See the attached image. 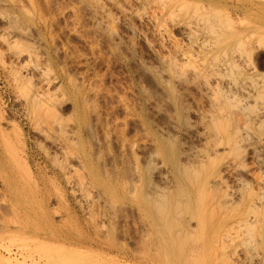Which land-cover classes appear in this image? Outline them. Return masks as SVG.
Listing matches in <instances>:
<instances>
[{
    "label": "rangeland",
    "instance_id": "obj_1",
    "mask_svg": "<svg viewBox=\"0 0 264 264\" xmlns=\"http://www.w3.org/2000/svg\"><path fill=\"white\" fill-rule=\"evenodd\" d=\"M242 2L246 10L250 8L249 19L264 28V0ZM183 6L176 0H0L1 254L12 253L11 256L21 261L20 264H264V251L257 235L250 237H254L253 239L248 237L249 240H254L250 241L252 245H249L245 237L247 235H244L249 245L247 248L250 247L251 250L245 251V242L241 243V239L235 240L237 245L234 249L237 251L233 254L230 243L225 242L222 249L218 245L217 260L208 263L199 261L194 255L198 243L186 239L184 241L187 244L183 243V252L186 256L189 253L190 255L188 258L183 256L182 260L177 259L175 239L179 228L178 222H175L176 215L172 216L176 214V209H173L170 217L168 216L167 227H170V230L163 228L160 231L158 226L151 223L153 217L145 207L140 206L138 200L142 186L146 185L147 188L152 182L159 183L155 175L158 173L151 172V161H154L155 156L153 154L150 158L146 157L153 150L149 144L152 142L148 139L159 135L164 141L174 142L177 148L181 152L185 150V153L194 146L192 152L198 150L201 145L200 148L204 149L205 143L206 147L208 146V142L202 139L203 135L200 133L203 119L200 118L201 122L198 120L203 109H207L203 95L204 85L201 86L205 79L192 70L195 65L196 68L208 69L207 72L212 69L223 76L219 79L212 75L206 78L213 85L217 80L221 81L219 84L223 82L222 91H226L224 94L230 95L229 99L233 98L232 103L236 99L239 103L236 102L238 106L235 108L245 105L250 107H246L244 113L236 109V113L239 112L237 115L240 116L236 118V110L231 114L229 112L233 108L227 106L228 114L235 116L234 121L244 119V122H247L251 114L258 113V117L251 115L254 121L248 122V125L239 120L236 122H241L242 126L235 122V125L230 124V129L234 126L240 128L239 135L244 136V141L243 137H240V147L243 145L240 152L242 151L243 157H238L243 159L241 164L244 167L232 169L231 159L224 160L225 167L224 164L221 167L226 169L221 170V175L228 183L227 191L235 188L239 191V188L247 183V187H251L254 192L264 188V140L261 139L262 135H257L262 131L258 121L264 118V98L262 95L260 100V96L255 98L254 94L257 87L264 88V44H260L261 47H257L252 53L248 52V45L244 42V46L242 44L227 53L208 54L207 45L211 42L212 34L200 26L204 27V23L209 21L211 16L210 20H220L222 16L215 15L218 17L215 18L214 15H208L202 22L201 10L193 5ZM262 30L260 32H264V29ZM186 32H192L189 34L191 37L187 36ZM181 52L187 55H182ZM189 54L192 58H189ZM193 59L195 64L191 62ZM170 64L176 65L175 72L172 68L174 65L171 67ZM34 66L47 72L52 80L51 85H58L63 80L62 87L67 94L64 102H56V115L42 112L38 122H32L23 112V84L25 85L27 78L30 80L28 84L38 82V74L32 70ZM15 73H20L25 81L17 79L19 74L15 78ZM163 78L174 84L176 94H180L179 98L183 97L185 100V108L190 102L186 121L184 118L177 120L174 114L169 117L172 112L169 111L170 106L165 94L168 83L165 79L164 83ZM198 84L202 88L199 87L201 91ZM73 92L80 93L77 107H73L71 101ZM180 99L182 101V98ZM195 103L198 106L194 105ZM233 104L235 106V102ZM140 106L143 107L147 130L142 125L144 130L141 129L137 120L140 118L137 112ZM200 106L203 109H200ZM198 108L200 113L196 110ZM241 113H246V117L240 115ZM78 116L84 118V139L91 146L93 160L100 175L98 187L107 194L104 197L98 195L95 187H83L85 190L81 193H72L70 184L65 182L72 179V174H75V185L83 178H80L82 176L79 171L76 173L70 170L72 166L69 163L67 166L60 150L54 147L53 140L57 136L63 139L66 134L64 132L69 131L73 119ZM169 118L178 123L173 124ZM187 121L191 125H186ZM263 124L261 122L262 126ZM145 130L148 132L145 133ZM195 133H198L197 136ZM254 136L258 137L259 141ZM142 146L148 150L141 148ZM195 148L196 150H193ZM254 149L259 152L256 153ZM198 151L192 154L196 156ZM184 152L180 155L184 156ZM186 154L192 156L190 152ZM194 156L189 158L194 160ZM256 156L260 157V160L256 159ZM72 162L74 160H70V164ZM227 162H230L227 165L230 168L226 167ZM144 165L146 166L143 168ZM62 168L66 173L70 171L67 174H72L62 175ZM118 168L121 175H118ZM134 168L136 178L132 173ZM159 169L162 172L167 168L159 166ZM238 175L241 176L240 179L244 178L243 184V180L238 181ZM257 177H262L258 180L259 183ZM75 178L78 179L77 182ZM167 182L168 180L159 184L164 186L163 193L167 195L170 204L174 205L176 198H179L176 195V181ZM100 183L103 187H100ZM238 191L229 192L238 194ZM236 194L232 197L236 198ZM262 199L264 200V196ZM37 243H47L46 246L51 247L68 246L69 249L81 251L82 255L88 254L76 255L74 260H67L65 256L63 258L56 253L46 252L40 244L41 249L37 248ZM252 248L260 254H254ZM242 251H250L248 256L251 255V262L245 260L247 253ZM222 252H226L229 259ZM256 255L262 261H255Z\"/></svg>",
    "mask_w": 264,
    "mask_h": 264
},
{
    "label": "bare ground",
    "instance_id": "obj_2",
    "mask_svg": "<svg viewBox=\"0 0 264 264\" xmlns=\"http://www.w3.org/2000/svg\"><path fill=\"white\" fill-rule=\"evenodd\" d=\"M176 1L180 2L184 6L193 5V6L197 7L199 10H201L202 11L201 16L203 17L201 19L202 22L208 18V17H206L208 15H214V16L216 15L218 17H219V15H221L222 18H224L223 20H222V18L219 20V18L215 16V18H218V19L210 20V18L212 19V16H211L210 18H208L209 21L206 22L207 27H205L206 23H204V27L202 24H201L202 26H200L201 28H203V30L205 29L206 31H209L210 34H212L211 42H209L210 44L207 45V47H209V49L207 51L208 54H209V52L227 53V52L231 51L232 49H234L235 47L239 48V46H241L242 44L244 46V42L248 45V48H249V49H247L248 52H251V51L254 52V50L257 49V47H261L260 44L261 45L264 44V42H263L264 41V32H260V31H263L262 29H264V28L257 26L254 21L249 19L248 16L250 15V13L248 11L250 8H248L246 10V6H244L243 5L244 2H242L243 0H176ZM235 11H237V12L235 13ZM199 16H200V14H199ZM187 18H190V17H187ZM191 29H192V27H191ZM191 29H190V31H191ZM199 30H200V28H199ZM186 33H188V32H186ZM191 33L189 32L187 36H190ZM204 33H206V32H204ZM205 43H207V42H205ZM188 51H190V50H188ZM184 52H186V51H184ZM181 53H182V55H185V54H183V52H181ZM190 56L191 55L189 54V58H192L193 54L191 57ZM195 57H193V58H195ZM192 61L195 64L194 59L191 60V62ZM193 63H192V65H193ZM173 65L174 64H172L171 67ZM186 65H187V63H186ZM196 66L197 65H195L193 67L195 70L194 69H192V70L195 72L196 75L204 77V79H205L204 84H201V86L204 85L203 86V88H204V90H203L204 94L203 95L205 97V102H206L205 106L207 105L206 110L200 106L201 107L200 109H203V112H202V116H199L198 120H200V122H201V120L203 119V121L201 122L203 124H201L202 127L200 126L202 128V130H200L201 132L199 130H198V132H200L203 135L202 139H204L205 141L208 142V146L206 147L207 143H205V144L203 143L205 145L204 149L200 148V147H202V145L198 148L196 147L198 150L203 149L202 151H198V150H196V148L193 149V150L198 151L196 153V156L193 155L194 152H196V151H194V152L191 151L192 148H194L195 146L192 148H189V150L186 149L187 150L186 153H189V152L191 154L193 153L192 156H190V154H186L184 152L185 150L183 151V149H182V151L185 153L184 154L185 157H184V156H182L183 152H181L177 148V146L175 145L174 142H169V140L164 141V139H161L163 137L160 138L159 135L158 136L155 135V137H152V138L149 137L150 139H148V140H150L153 143V144L149 143L152 145L153 150L151 152H149V155H148L149 157L148 156H146V157L150 158L151 155L154 154L153 155V156H155L154 161H153V162H155L154 164L158 163L160 167H163V169L165 166L167 168L166 170L161 172L160 170L162 168L159 169L158 164H157V166L154 165L153 162L151 161V159H149L151 161V166H153L151 168L153 171H151V172L158 173L155 175H157V179H158L159 183L162 181L166 183L167 180H168V182L171 183L172 180H175L176 181L175 182L176 183V195L179 196V198L178 199L176 198V200H175L176 203L174 202L176 205L175 204L171 205L169 202V199L166 198L167 195L164 194L165 192L163 193L164 186L160 185L159 183L153 184L152 181H151L152 183L147 181L148 184L150 183L149 186L147 185V188L150 189V187H151V189L148 190L146 188V185L142 186V188L140 190V194L138 195V197H139L138 200L140 202V206L145 207V209L149 213V215H151L153 217V218L150 217L153 220V221L151 220L152 221L151 223L158 226V229L160 231H162L163 228H168L170 230V227H167L168 226V218L170 217L169 216L170 213L171 212L173 213V209H176V211H174V213L176 212V214L173 215L171 213L172 216L176 215L175 216L176 217L175 222H178L177 226L179 228V230L176 231L177 233H176V239H175L176 240V242H175L176 243V258L180 260L183 256L184 257L186 256V255H184V252H183V248H184L183 245H185L183 243H186L184 240L189 239V240H192L191 242L195 241L196 243H198V247L196 246V254H194V255L197 258H199V261L201 260V261H205L206 263H208V261H216L217 260V257H216L217 251H218L217 247L219 245L220 249L224 248L225 242H228L227 244L230 243V245L233 247L232 248L233 251L231 254L235 253L237 251V249L236 250L234 249V247H236V245H237V244H235L236 239H238V240L241 239V243L245 242V244L243 243V245L246 246V248H245V251H246V249L251 250V249H249L250 247L247 248V246H249L250 244L252 245L251 242L254 241V240H249V238L251 236L257 235L258 236L257 239L260 242L259 244L261 245V248L264 251V200L262 199L264 196V194H263L264 188L263 189L261 188V186L263 187V185H261L262 184L261 183L260 184L261 186L259 185L261 188L260 191H258L259 190L258 189L257 192H256V190L254 192L251 187H247L248 183L246 186L240 185L241 188H239V191H238V189L235 190L236 188L229 190V191H233V192L238 191V194H236L237 192L233 193V194L237 195V196L234 195V197H236V198H233L232 197L233 194L231 192L227 191V188H229L228 183H227L225 177H223V175H221V172H222L221 170L223 169L221 167V165L224 164L223 163L224 160L227 158L231 159V162L233 163V165H231L232 169H235V168L236 169L237 168L242 169V167H244V165L241 164L243 159H239V158L243 157L242 151L240 152V150H243V149H241L243 145L241 147H240V145L242 144V141H241L242 137H243V141H244V136L241 137V134L239 135V131H240L239 129L240 128L238 129L234 126L235 128L231 127L233 129H230V124L235 125V123H237L236 121H238V120L241 121V120L238 119V120L234 121L235 116L233 115L234 116L233 117V116H231V114L232 113L234 114V110H236V109H239V112H243V110L247 109L248 107H247V105H245V107L242 106L239 108L238 107L235 108L236 106H238L239 103L237 102V99H236V101H233V103L235 102V106H234V104L231 102V100L233 98L230 97V99H229L230 95L228 96V94L227 95L224 94L226 91L223 92L224 91V88L222 87L223 82H222V84H219L221 81L219 82V80H217L215 78L219 82V83L217 82L220 85V87H219L216 82H215L216 84L214 83L215 85H213L207 80V78L210 75L215 76L219 79L222 76L219 72L217 73V71H213L212 69H211L212 71L209 69V72H207L208 69L204 68V70H203V68L202 69L196 68ZM172 68L174 70V68H176V65H174V67H172ZM172 68H171V71H172ZM32 70L38 74L37 75L38 76V79H37L38 82L36 81L37 83H35V84H32L33 82L28 84L27 82H29L30 80L27 78L25 85L23 84V86L25 88L24 89L25 90L24 91L25 92V100H24L25 103H24V107H23V112L29 117V119L32 122L33 121L36 122L37 120L39 121V117H40L42 112H46V114L52 113L53 115H56L55 114L57 112L56 102H58V101H59V103L64 102V99H65L67 94H66L65 89L62 87L63 80H61L60 84H58V85H51L52 80L48 76L47 72L44 69L34 66L32 68ZM175 71L176 70H174L173 72H175ZM194 72H193V74H194ZM207 73H209V74H207ZM18 74H19V78H17V79H21V80L25 81L24 80L25 78L22 75H20V73H15L16 76L14 75V77L15 78L18 77L17 76ZM159 76H161V75H159ZM170 77H171V75L168 78H170ZM164 79L167 80V78H163V82L166 83ZM171 82H172V80H171ZM167 83H168L167 84L168 90L167 89L165 90L166 91L165 94L167 97L168 104L170 106L169 111L172 112V114L169 113L170 114L169 117L171 115L173 117V114H174L175 115L174 117H176V119L179 121L182 118L185 119V117L189 115L187 108L189 106H191V105H189L190 102L187 103L188 106H187V108H185L186 107L185 106L186 103H184L185 100H183V97H180V98H182V101H180L181 99L179 98V96H181V95L176 94L175 91L177 89L173 88L174 84L172 85L168 80H167ZM202 83H203V81H202ZM157 84H159V83H157ZM35 85H37V86L35 87ZM262 85H263V83H262ZM23 86L21 85L22 88H23ZM259 86H261V85L259 84ZM199 87H200V85L198 84V88ZM201 89H200V91H201ZM259 89H258V87H257L258 91L255 89V93H254V94H256L255 98H256V96L257 97L260 96L258 98H260V100H262L261 99L262 95L264 98V90H263L264 88L263 89L259 88ZM75 90L78 91L77 88ZM256 91H257V93H256ZM78 92L72 93L73 96L71 98V101H72L73 107H77L79 104L78 97L80 96V93H78ZM180 93H181V91H180ZM182 102L184 103V105ZM194 105H196V103ZM252 105H250V106L252 107ZM126 106H128V105H126ZM196 106H198V105H196ZM202 106L204 107V104ZM227 106H229L230 108L231 107L233 108L229 112V113H231L233 111L230 115L227 112L228 110H226V109H229V107L226 108ZM239 106H241V104ZM248 106H249V104H248ZM192 107H194V106H192ZM248 109H250V107ZM196 110H197V112H199L198 111L199 108ZM237 111L238 110H236L235 113ZM137 112H138V115L140 116V118L139 119L137 118V120L140 122L139 124H140L141 129H143V127H144V129L146 128V130H147V127H148V125L146 124L147 121L145 122V120L143 119V116H144L143 107L140 106L139 111H137ZM238 113L235 114L237 116L236 118H238V117L240 118V116L237 115ZM248 113L250 114V112H248ZM245 114L242 115V113H241L240 115H242L245 118L246 117ZM257 114L256 115L251 114V115L257 116ZM134 115L138 116L136 114H134ZM251 115H250V118H248L247 122L246 121L244 122V119H242V121H243V123H245V125H248L249 124L248 122H250V121H251V123H252V121H254V119L251 118L252 117ZM201 117H202V119H200ZM232 118H233V120H232ZM172 119H175V118H172ZM263 119H260V121H258L260 125H258V122H257V125L262 129V131H260L259 134H257V135L258 136L262 135V138H261L262 140H264V131H263V128H264L263 122L264 121H263ZM186 120L187 119H185L184 121H186ZM245 120H247V118ZM73 121L74 122L72 123L71 128L69 127L70 128L69 131L64 132V134L65 133L66 134H65V136H63L64 137L63 139H60L59 138L60 136L58 137L56 134V136H57V138H59V140H56L57 138L55 140H53V139L52 140L54 142V147L58 148L60 150V152L62 153V159H64V161H66L65 163L66 164L69 163V165L72 166V167L70 166L71 167L70 170L75 171L76 173L79 171L81 176H82L80 178L84 179V180L82 179V181L84 183H82L81 179H79L80 180L79 181L77 178H75L76 182H77V180L79 182V183L75 182L77 184V185H75L74 184V177H73V175H75V174H72V173L71 174H72L73 180L70 177H68L71 180L68 179L69 181H65V182H68L70 184L69 189L72 193H76V192L81 193V191L85 190V188L87 189L88 187H95L97 192H98V195L104 197L107 194H106L105 190L98 187L100 175L97 171V164L94 163V160H93L94 155L92 153L91 146L84 139V134H83L84 118L82 116H78V117H75L73 119ZM232 121H233V123H232ZM171 122L173 124L176 123L172 120H171ZM182 122H183V120H182ZM241 122H238V123H240L239 125L242 126ZM261 122H262L263 126L261 125ZM188 123H189L188 121L185 122L186 125H188ZM186 125H185V127H186ZM189 125H191V124L189 123ZM251 126H252V124H251ZM189 127H191V126H189ZM237 127H239V126L237 125ZM146 130H145V133L148 132ZM150 130H149V132H150ZM188 130H189V128H188ZM188 130H187L186 134L188 133ZM152 134L154 135L155 133H152ZM195 134L197 136L198 133H195ZM201 134H199V135L201 136ZM252 134H253V132H252ZM61 135H63V134L61 133ZM253 135H255V134H253ZM145 136H148V135L145 134ZM256 136H254V137L256 138ZM202 139H201V141H202ZM256 139L258 140V137ZM52 146H53V144H52ZM136 146H137V148L139 147L138 145H136ZM143 147H145V146H142L141 148H143ZM146 148L147 147H145V149ZM218 148H220L221 151H219ZM256 148L258 149L257 145H256ZM146 150H148V149H146ZM254 150H256V149H254ZM258 150H260V149H258ZM54 152H55V150H54ZM255 152L257 153L259 151L256 150ZM143 153H144V149H143ZM180 153H182V154L180 155ZM55 155H57V154H55ZM187 155H189V156H187ZM239 155H241L242 157H240ZM193 156H194V160H193V158H189V157H193ZM259 158H257V156H256V159H259ZM70 160H72V161L74 160V162H72L70 164ZM149 160H148V162L150 164ZM156 160H157V162H156ZM146 161H145V163H147ZM57 162H59V161H57ZM256 162H258V161H256ZM228 163H230V162L226 163V167H227ZM62 164H63V162L61 161V165ZM192 164H193V166H192ZM25 166H26V164H25ZM67 166H68V164H67ZM145 166L146 165H144L143 168ZM154 166H156V168H154ZM223 166L225 167V164ZM240 166H241V168H240ZM147 167L149 169L148 165H147ZM190 167H193V168L190 169ZM228 167L230 168V166H228ZM64 168H62L61 174L67 175V176L71 175V174H67V173H70V171H67V173H66L65 172L66 170ZM138 169H139V167H138ZM225 169L226 168H224L223 170L225 171ZM134 170H135V168H134ZM28 171H29V169H28ZM228 171H229V169H228ZM119 172L120 171L118 168V175H121V172H120V174H119ZM134 172H136V170L133 171L132 173L135 174ZM144 172H145V170H144ZM139 174L141 175V173H139ZM148 174H149V172H148ZM143 175H142V177H144ZM149 175H151V174H149ZM76 176L78 177V175H76ZM133 176H135L134 178H136L137 175L135 174ZM146 176L148 177V175H146ZM236 177H235V179H236ZM240 177L241 176L238 175V179H240ZM258 177H257V182L259 179L262 178V177H260L258 179ZM145 178L146 177H144V179ZM238 179H236V180H238ZM263 179H264V177H263ZM138 180H139V178H138ZM242 180H243V182H242ZM238 181L239 182L241 181L243 184L245 180H244V178L243 179L241 178ZM141 182H142V180H141ZM69 184H67V185H69ZM101 186L102 185L100 183V187ZM240 186L238 185V187H240ZM83 187H85V188H83ZM169 188H171V187H169ZM113 189H114V187H113ZM135 192H136V189H135ZM113 193H114V191H113ZM174 206H176L177 208ZM149 223H150V221H149ZM244 235H247L245 237H247V241H249V245H247V241H246ZM168 237H170V236H168ZM253 238H250V239H253ZM171 241H173V240L171 239ZM237 243L239 244L238 241H237ZM254 243H253V245H254ZM39 244L40 243H37V245H36L37 248L40 247V245H42L43 246L42 249H44L46 252L49 251L50 253H56L63 258L65 256L66 257L65 259H67V260H71V258L74 260V257L76 255L78 256L82 253L81 251H77L75 249H69L68 246H67V248H66V246L63 247L60 245L55 246V247L52 245L53 247H51V246H46V245H48L47 243H45V244L43 243L44 245L43 244L39 245ZM168 244H169V242H168ZM239 245L241 246L242 244H239ZM171 246H172V244H171ZM189 246H191V245H189ZM254 246H256V245H254ZM40 249H41V247H40ZM190 249H188V250H190ZM252 250H253V248H252ZM245 251L244 252L242 251L243 253H247V257H245V260H247L248 262H251V260H252L251 255L248 256V253L250 251L249 252H245ZM253 251H254V254L257 253L256 250H253ZM8 252H10V251H8ZM185 253H186V250H185ZM222 253L225 254V256L227 255L226 252H222ZM6 254H7V252H6ZM11 254L8 253L7 255H5L3 253L2 254L0 253V263L1 264H20L21 261H19L16 257L11 256ZM86 254H88V253H86ZM86 254H83V255L85 256ZM231 254H230V256H231ZM250 254H252V253H250ZM254 254H252V255H254ZM259 254H260V252H259ZM188 255H190V253ZM188 255L186 256L187 258H188ZM191 255L193 256V254H191ZM219 255H221V254H219ZM258 255H256L257 259L254 258L255 261L256 260L262 261L261 258L259 259ZM226 257L228 258L229 256H226ZM226 257H225V259H226ZM253 257H255V256H253ZM238 260H237V263H238Z\"/></svg>",
    "mask_w": 264,
    "mask_h": 264
}]
</instances>
